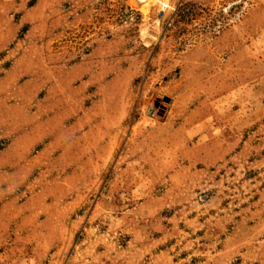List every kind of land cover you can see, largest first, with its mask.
<instances>
[{
    "label": "rangeland",
    "instance_id": "rangeland-1",
    "mask_svg": "<svg viewBox=\"0 0 264 264\" xmlns=\"http://www.w3.org/2000/svg\"><path fill=\"white\" fill-rule=\"evenodd\" d=\"M0 264H264V0H0Z\"/></svg>",
    "mask_w": 264,
    "mask_h": 264
}]
</instances>
